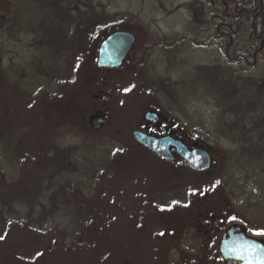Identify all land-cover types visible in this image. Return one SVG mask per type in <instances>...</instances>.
I'll list each match as a JSON object with an SVG mask.
<instances>
[{
	"label": "rangeland",
	"instance_id": "374dc122",
	"mask_svg": "<svg viewBox=\"0 0 264 264\" xmlns=\"http://www.w3.org/2000/svg\"><path fill=\"white\" fill-rule=\"evenodd\" d=\"M219 2L0 0V264H222L229 224L264 239V38ZM118 29L170 43L99 78L98 45ZM106 92L110 118L95 128L93 95ZM146 105L210 152L208 170L134 144ZM197 196L224 227H195ZM96 226L94 246L76 243Z\"/></svg>",
	"mask_w": 264,
	"mask_h": 264
},
{
	"label": "water",
	"instance_id": "95a60500",
	"mask_svg": "<svg viewBox=\"0 0 264 264\" xmlns=\"http://www.w3.org/2000/svg\"><path fill=\"white\" fill-rule=\"evenodd\" d=\"M135 40V35L128 30L119 29L109 33L99 43L96 66L99 68L121 66ZM146 117L157 119L155 113H147ZM132 136L137 143L156 153L164 160L172 161L175 157H180L195 172H204L211 166L212 156L203 146L189 147L179 139L171 136L155 138L138 130H135ZM170 146L175 148V152L170 150ZM246 244L254 245L258 250L257 254L264 256L263 238L249 235L246 229L238 223L229 224L222 231L219 240L218 253L222 264H247V260L238 258L242 255L240 251H233V249H241Z\"/></svg>",
	"mask_w": 264,
	"mask_h": 264
},
{
	"label": "trees",
	"instance_id": "16d2710c",
	"mask_svg": "<svg viewBox=\"0 0 264 264\" xmlns=\"http://www.w3.org/2000/svg\"><path fill=\"white\" fill-rule=\"evenodd\" d=\"M227 1H228V3H231L232 5L234 3L240 4L241 6L244 5L243 7H245V5H246L247 6L246 8H248L249 10H252V8L256 5L257 8L258 9H261L262 10V13H264V0H244V1L243 0H227ZM261 18H262L261 16H255V14L252 11H250V12L243 11V16L241 17V20L244 21L245 23H247L251 27V32H252V34L254 36L253 38H254V42L256 44L257 43H260L261 40H263V38H264L263 37V32L261 31L262 24H263V21H262ZM222 34L224 35V33H222ZM227 35L229 36L228 37L229 40L232 41L233 37L230 35V33H227ZM176 41H178V40L174 39L173 40V43L176 42ZM144 42L141 41V43H140L139 40H138V37L136 36V41L133 44L131 50L129 51V53L127 55V58L125 59L123 65L126 66V65L129 64V66L135 67V70H138V68L140 66H142V63L144 62V60L147 57L146 56V53H147L148 49L154 47L157 44L155 42H150V43H147V44L144 43ZM195 42L196 43H199L197 41H195ZM164 43L165 44H169L170 42L164 41ZM261 44L262 43H260V45ZM87 45L90 47V44H87ZM91 48L92 47H90V49ZM95 50H96V48H95ZM123 65L121 67H123ZM121 67L118 68V69H121ZM93 70H94V73L99 78L101 77V74L103 75V73L99 70V68L96 66V64L93 67ZM98 77H96L97 80L99 79ZM122 87H123L122 89L124 91H125V89H127L125 85L122 86ZM216 126H218V125L214 122L213 125H212V127L214 129H216ZM133 142H134V144L136 143L137 146L140 149L144 150L145 152L150 153L146 148H144L143 146H141L140 144H138L137 142H135L134 139H133ZM45 151H46L45 145H38L37 151H36V156H37V159L39 161H42L43 160L44 155H45ZM155 157L158 158L157 156H155ZM158 159L161 160L160 158H158ZM119 174H121V173H119ZM121 175H123V174H121ZM129 180L131 181V179H129ZM13 185H14V187H16L15 188L16 191H18V196L17 197H19V198L22 197V196H25L26 193L28 192V186H26L25 181L24 182H22V181L15 182ZM125 185L127 187H130V191H132L135 195H138V196L139 195H143V190L142 189L139 188V189H136L135 190V188H133L132 185L128 186L127 184H124L122 186H125ZM200 199H202V198H200V197L197 196V199L195 198L194 201H193V203H192V205H191V207H189L190 208L189 209L190 214L192 215V217H195V220H197V221H195V223H197V224H194L195 227H197L198 225L199 226L200 225L203 226V224H209L210 229H213L216 226H220V227L222 226V227H224L223 223L221 225L218 222L219 217L222 216L221 215V210L220 211H217L215 209V205H207V204L201 205V202H203L204 199H202V200H200ZM89 206H90L91 209L93 208V210L95 211L94 213H98V211L100 210L99 213L102 215V210L99 209L97 206H94L93 203L90 202L89 203ZM221 220L223 221V220H225V218H223ZM97 221L100 222L99 220H97ZM100 223H102V222H100ZM0 225H2L4 227V224H2L1 222H0ZM97 227L98 226H96V228ZM98 228L94 232H89L88 231V232L82 233L81 235H82L83 241L77 240L76 243H78V244L84 243V245H86V246H89V245L94 246V240H96V236H97L96 235V231L98 230ZM207 230H208V228H206L205 231L207 232ZM61 248L62 249H65L64 247H61ZM47 250H50L49 252L53 251V249L51 250V246H49L47 248ZM101 254L102 253L99 252V256H102Z\"/></svg>",
	"mask_w": 264,
	"mask_h": 264
},
{
	"label": "flooded vegetation",
	"instance_id": "af4514ba",
	"mask_svg": "<svg viewBox=\"0 0 264 264\" xmlns=\"http://www.w3.org/2000/svg\"><path fill=\"white\" fill-rule=\"evenodd\" d=\"M220 1L221 2H219V6H220V8L222 7L224 14L225 15H227V14L233 15L234 20H238V19L241 20V17L243 16V11H245V12L252 11L255 14V16H261L262 17L261 19L263 21L261 31L264 32V13H262V10L258 9L256 5L252 8V10H249L248 8H246L247 7L246 5H245V7H243L244 5L241 6L240 4H236V3H234L232 5L231 3H228L227 0H220ZM128 31H130V30H128ZM135 38H136V35H135ZM252 40H253V34H252ZM163 41L164 40H161V41L152 40V42H155L157 44H161V42L163 43ZM129 51H128V53H129ZM128 53H127V55H128ZM127 55L124 58L122 65L124 64V61L127 58ZM120 67H117V68L102 67V68H99V70L103 71V72H106V71L109 72V71H112L114 69H118ZM108 96H109L108 92H106L102 95L101 94H94L93 95L94 98H96L97 100H101V102H102V104H100L99 106H95L92 110V113L90 114L89 122H91V125L95 126V128L102 127L103 125L106 124V122L110 118L109 109H108V107H106L107 106V100H105V98ZM147 113H155L157 119L154 120V119L147 118L146 117ZM135 130L141 131V132H143L149 136L155 137V138L171 136L172 138L179 139L180 141H182L183 143L186 144V141L184 140L183 136L181 134H179V132H177L173 123L170 122L169 117L167 115H165L164 113H162L156 106L146 105L143 110L141 109L140 115H139V122H137L134 125V128L132 129L131 133H133ZM134 141H135V139H134ZM144 148H146V147H144ZM169 148L172 152H175L174 147L170 146ZM147 150L152 155L160 158L156 153L150 151L149 149H147ZM160 159L164 160L162 158H160ZM176 160H182V159L179 157H175L174 160H172V161L174 162ZM164 161H166V160H164Z\"/></svg>",
	"mask_w": 264,
	"mask_h": 264
},
{
	"label": "snow or ice",
	"instance_id": "6c2138e0",
	"mask_svg": "<svg viewBox=\"0 0 264 264\" xmlns=\"http://www.w3.org/2000/svg\"><path fill=\"white\" fill-rule=\"evenodd\" d=\"M130 89H125V91H129ZM117 152L122 151V149H116ZM216 184H219V181H216ZM195 194V192H193ZM173 204L178 203V201H173ZM187 206V205H185ZM232 220H235L236 217H231ZM161 235H164V233H160ZM259 235H264V232L257 233ZM4 237L0 235V239H3ZM233 251H240L242 255H240L238 258L247 260V264H264V256H260L257 254V249L254 245H244L241 247V249H233Z\"/></svg>",
	"mask_w": 264,
	"mask_h": 264
}]
</instances>
